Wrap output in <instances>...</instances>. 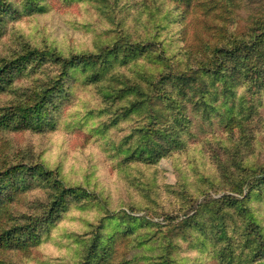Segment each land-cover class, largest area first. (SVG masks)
Here are the masks:
<instances>
[{
  "label": "trees",
  "instance_id": "1",
  "mask_svg": "<svg viewBox=\"0 0 264 264\" xmlns=\"http://www.w3.org/2000/svg\"><path fill=\"white\" fill-rule=\"evenodd\" d=\"M90 1L110 25L107 38L96 43V51L65 52L58 46L41 48L18 41V49L0 57V94L14 71L29 65L37 72L52 67L39 78L33 92L16 96L10 106H0V131H47L53 122L51 116L45 124L51 107L64 86L78 75L77 81L99 90L104 109L112 113L104 127L132 115L146 119L129 136L128 160L157 165L168 154L182 151V137L194 118L214 123L215 116L226 135L218 145L228 159H220L214 166L210 163L213 175L199 179L195 173L193 181L200 187L210 182L216 193H225L215 198L206 191L200 203L182 184L179 197L185 201H179L178 210L162 213L167 229L159 238L160 254L148 260L151 264H178L175 255L185 243L214 264H264V161H256L264 137V128L258 131L264 104V7L252 18L247 32L238 33L232 17L236 0ZM168 5L173 9L166 10ZM48 9L46 0H25L21 7L0 0V37L5 33L6 17L12 13L41 15ZM159 30L171 33L172 40L165 41ZM2 158L0 154V163ZM17 171L20 181L43 178L50 183L53 210L70 199L80 204L99 199L86 187L67 185L59 170H50L41 162H24L6 170L0 166V250L38 243L39 233L53 216H28L22 225L9 219L10 202L27 189L10 183L8 177ZM29 172L30 176L21 178ZM156 195L152 192L151 201L160 207ZM253 202L258 205L252 206ZM123 221L124 229L107 241L97 227L85 246L84 264H120L117 241L136 233L137 225L144 228L152 223L134 216ZM137 233L134 243L140 239L141 231ZM0 264L15 263L0 260Z\"/></svg>",
  "mask_w": 264,
  "mask_h": 264
},
{
  "label": "rangeland",
  "instance_id": "2",
  "mask_svg": "<svg viewBox=\"0 0 264 264\" xmlns=\"http://www.w3.org/2000/svg\"><path fill=\"white\" fill-rule=\"evenodd\" d=\"M10 1L17 7L25 3V0ZM46 2L49 9L44 14L18 15L14 12L6 17L5 33L0 37V57L18 49V41L41 48L58 46L65 52L73 50L77 53L96 51L99 42L107 38L110 25L96 13L90 3L92 1ZM134 2L132 0V4ZM235 5L232 16L235 30L245 33L252 18L262 13L264 0H236ZM170 8L173 6H166V10ZM159 31L165 41L172 40L171 33ZM51 71V66H46L44 72H37L30 65L23 67L21 72L14 71L12 81L0 94V106H10L16 96L33 92L39 78ZM78 76L64 86V92L51 107L52 113L45 124L50 122L51 116L53 122L49 123L47 131H0V154L4 157L0 166L6 170L24 162H41L50 170H59L67 185L86 187L96 192L99 199L81 204L70 199L63 207L53 210L54 193L48 181L41 178L27 183V180L17 179L20 172L11 173L8 177L10 183L22 184L27 189L19 191L10 202L9 219L12 217L15 223L22 225L28 216L44 218L51 213L53 216L39 233L38 243L28 248L0 250V260L15 264H84L85 246L97 227L102 239L107 241L124 229V218L134 216L145 217L152 223L144 228L137 225L136 233L118 240L116 257L119 256L120 264H151L148 259H156L160 254L159 238L167 229L162 213L164 210H178L179 201H185L179 197L178 189L182 184L200 203L206 198L202 195L206 191L215 198L224 195L225 192L216 193L210 182L200 187L193 178L195 173L199 179L211 177L210 163L214 166V162L228 159L227 153L218 145L219 140H226V135L215 116L212 118L214 123L194 118L190 130L182 137L185 141L182 151L168 154L155 166L128 160L125 151L130 144L129 136L134 132V126L144 124L146 119L142 115H132L123 117L124 121L118 124L115 122L111 127H104L103 122L108 123L112 113L104 109L106 103L99 90L77 81ZM261 115L263 123L258 131L264 128V104L260 109ZM150 123L149 120L147 126ZM261 137L260 133V140ZM260 148L262 152L257 156V162L264 161V137ZM28 176L30 172L21 178ZM152 192L157 193L155 200L160 207L152 203ZM257 205L252 203V206ZM138 231H141L140 239L134 243ZM181 245L175 255L176 263L214 264L206 255H198L196 249L185 243Z\"/></svg>",
  "mask_w": 264,
  "mask_h": 264
}]
</instances>
